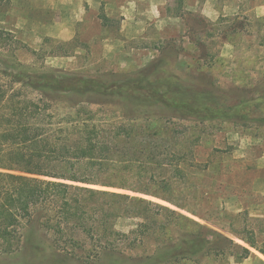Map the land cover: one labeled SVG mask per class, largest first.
<instances>
[{
	"label": "rangeland",
	"instance_id": "374dc122",
	"mask_svg": "<svg viewBox=\"0 0 264 264\" xmlns=\"http://www.w3.org/2000/svg\"><path fill=\"white\" fill-rule=\"evenodd\" d=\"M0 30L8 34L0 51V91L8 97L18 90L15 102L49 103L39 125H51L60 136L59 129L71 131L67 122L92 119L110 144L114 135L148 129L163 138L155 146L182 162L184 173L171 169L173 185L165 194L173 203L112 190L167 209L117 221L115 230L126 236L118 246L123 257L97 263L91 255L98 249L81 236L78 245L62 247L71 255L63 257L41 231V249L24 243L0 254V264H145L181 239L211 231L225 238L223 246L161 264H264L263 125L180 119L159 107L134 106L127 93L44 96L8 76L54 73L108 84L159 63L150 83L210 90L209 103L220 108L264 96V0H8L0 5ZM248 114L262 119L264 107Z\"/></svg>",
	"mask_w": 264,
	"mask_h": 264
},
{
	"label": "trees",
	"instance_id": "16d2710c",
	"mask_svg": "<svg viewBox=\"0 0 264 264\" xmlns=\"http://www.w3.org/2000/svg\"><path fill=\"white\" fill-rule=\"evenodd\" d=\"M7 1L0 0V5ZM7 40L8 34L0 30V51ZM158 64L141 70L137 78L108 84L59 77L54 73L18 72L8 76L13 84H23L44 96L114 98L127 93L133 97L134 106L159 107L180 119L264 126V118L252 119L248 114L253 107H264V96L220 108L209 103L210 90L160 79L150 83L151 76L158 72ZM0 73H3L1 69ZM6 93L0 91V254H12L24 243L41 249L40 232L43 231L50 234L52 245L63 257L71 256L64 249L78 245L80 236L98 249L91 255L97 263L104 258L123 257L118 246L126 236L115 230L117 221L144 220L150 218L151 212L158 214L167 209L144 198L112 190L173 203L165 193L172 189L173 167L175 172L184 175L180 169L182 162L158 150L155 145L163 138L148 129L133 132L130 127L133 133L125 137L114 135L111 145L98 131L99 126L92 125L93 120L88 119L67 122L71 131L66 126L65 130L59 129L60 136L55 135L51 125H39L44 123L41 116L51 109L49 103L15 102V93L8 97ZM74 127L80 129L76 135L71 134ZM118 145L127 146L128 150L118 151ZM175 155L180 159L181 153ZM142 225L145 224L139 223L137 227ZM224 239L212 231L183 238L175 247L145 264L192 258L223 246ZM249 245L254 247L253 243Z\"/></svg>",
	"mask_w": 264,
	"mask_h": 264
},
{
	"label": "crops",
	"instance_id": "0c3cea01",
	"mask_svg": "<svg viewBox=\"0 0 264 264\" xmlns=\"http://www.w3.org/2000/svg\"><path fill=\"white\" fill-rule=\"evenodd\" d=\"M53 247V245H51Z\"/></svg>",
	"mask_w": 264,
	"mask_h": 264
}]
</instances>
